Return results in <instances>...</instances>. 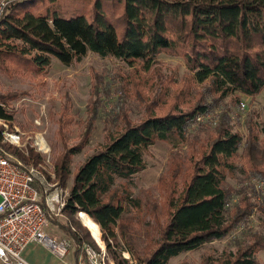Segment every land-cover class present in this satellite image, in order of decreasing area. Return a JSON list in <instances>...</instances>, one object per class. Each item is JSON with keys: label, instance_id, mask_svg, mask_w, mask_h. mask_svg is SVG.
<instances>
[{"label": "trees", "instance_id": "1", "mask_svg": "<svg viewBox=\"0 0 264 264\" xmlns=\"http://www.w3.org/2000/svg\"><path fill=\"white\" fill-rule=\"evenodd\" d=\"M86 51L111 55L130 66L137 63L145 71L157 53L167 51L181 57L190 82L203 83L218 97L237 92L253 95L264 86V0H18L0 14L2 68H8V60L17 68L40 73L51 56L69 64ZM148 79L141 77V82ZM139 95L143 116L132 122L122 114L120 129L84 157L71 175L62 209L71 214L81 210L80 221L116 264H128L126 252L134 264H167L171 256L224 237L253 203L242 195L227 210L233 191L225 179L235 168L232 158L241 135L221 119L204 148L195 149L197 153L188 158L171 159L167 183L178 176L182 180L178 193L167 198L166 210L161 209L163 220L154 225L148 218L143 220L144 205L128 187L130 176L145 167L142 151L156 139L184 138L211 103L197 99L187 108L170 103L169 109L157 113V97L146 100ZM0 117H11L1 104ZM84 143L83 138L68 151L78 152ZM246 147L248 171L264 183V169L256 164L251 144ZM27 153L23 158L38 159L30 148ZM68 165L65 153L54 162L63 185ZM155 213L151 212L154 220ZM140 219L143 241L138 245L127 227ZM61 226L73 239L74 251L83 250L85 233ZM249 237L216 264H256L254 252L261 247L262 236L253 231ZM204 260L203 264H210L208 257Z\"/></svg>", "mask_w": 264, "mask_h": 264}, {"label": "rangeland", "instance_id": "2", "mask_svg": "<svg viewBox=\"0 0 264 264\" xmlns=\"http://www.w3.org/2000/svg\"><path fill=\"white\" fill-rule=\"evenodd\" d=\"M5 63L8 68H2L0 64V104L11 113V117L8 120L0 118V130L5 128L4 124L8 128L17 127L20 144L0 140V145L23 165L33 163L41 170L46 181L56 182L55 186H59L60 190L65 189L66 194L75 168L85 156L102 146L108 134L120 129L122 114L132 122L143 116L144 107L138 100V94L146 100L150 95L157 97L155 103L159 106L154 108L157 113L169 109L170 103L187 108L197 99L210 101V110L196 117V121L185 131L184 138L156 139L144 148L142 160L145 167L130 176L128 187L144 205L143 220L148 218L153 225L163 220L161 209L166 210L167 198L178 193L182 180L178 176L167 183L171 159H185L191 153H197L195 149L204 148L207 140L216 134L215 127L222 119L232 131H238L241 135L237 154L232 158L235 168L225 179L233 191L227 210L242 195L253 203L252 209L224 237L211 239L196 248L171 256L167 264H203L207 257L210 264H216L228 252H234L241 243L248 242L253 231H258L262 236V245L254 252L256 264H264V183L249 173L247 164L250 160L246 155V145L251 144L250 150L255 154L256 164L264 169V86L253 95L237 92L233 96L218 97L205 90L203 83L190 82L181 57L167 51L157 53L153 65L146 71L137 63L130 66L111 55L100 56L93 51H86L77 61L69 64H61L51 56L49 64L40 73L17 68L8 60ZM141 77L149 78L148 82L142 83ZM221 113L223 118L220 117ZM89 117H92V123L87 131ZM37 134L48 145L46 153L36 150L33 145V138ZM83 138L85 143L78 152L70 153L68 147ZM29 148L38 154L37 160L23 158ZM63 153L69 157L70 166L65 185L58 180L54 166L55 160ZM53 188L54 185L49 186L50 191ZM153 210L156 211V220L151 216ZM78 212L71 214L63 209L59 213L51 212L48 215L49 226H44L45 233L50 232L47 235L53 240L69 238L61 225L81 235L85 233L83 244L95 250L94 259L103 260L104 264H116L104 249V244L101 247L89 228L80 221ZM141 222L140 219L133 225V220L127 227L128 233L134 236V244L138 245L143 241ZM55 230L61 234L59 237L55 235ZM68 240L69 246L74 248L73 239ZM46 248L41 242L33 252L46 251ZM98 249L100 251L97 252ZM79 250L78 253L84 256L81 248ZM115 252L122 259L119 247L115 248ZM21 253L24 257V252ZM126 256L132 264L135 263L130 252H126ZM0 264L4 263L0 261Z\"/></svg>", "mask_w": 264, "mask_h": 264}, {"label": "built area", "instance_id": "3", "mask_svg": "<svg viewBox=\"0 0 264 264\" xmlns=\"http://www.w3.org/2000/svg\"><path fill=\"white\" fill-rule=\"evenodd\" d=\"M13 2L18 0H0V14ZM4 125L5 128L0 130V140L19 145L18 128ZM33 139L36 150L48 151L41 135L37 134ZM55 184L46 181L33 163L23 165L0 145V261L4 264H30L21 251L31 241L44 243L58 256L67 252L70 245L67 238L53 240L44 231L48 215L59 213L67 197L65 189L60 190ZM53 185V191H50L49 186ZM84 250L90 262L104 264L103 260L94 259L95 250L88 246H84ZM127 263L132 264L130 258Z\"/></svg>", "mask_w": 264, "mask_h": 264}, {"label": "crops", "instance_id": "4", "mask_svg": "<svg viewBox=\"0 0 264 264\" xmlns=\"http://www.w3.org/2000/svg\"><path fill=\"white\" fill-rule=\"evenodd\" d=\"M48 224L46 226H49ZM54 233L58 237L61 235L59 233V231H56V230ZM46 234H50V232H48ZM69 238H71V237H69ZM69 238H67V239H69ZM42 244H44V243H42ZM39 245H41V243L36 242V241H31V242L27 243V245L21 251V252H24L23 258L26 261H28L30 264H70V263L94 264V263L90 262V260L87 258V255H86L84 248H83L84 251L81 249L83 251L84 256H82L81 253H78V252L76 253L74 251V248L73 247L71 248L70 246L67 248V250H66L67 252L64 255L58 256L56 253H53L48 246H46L44 244L46 247H48V248H46V251H43L41 249V250H37L36 253L34 254L33 250Z\"/></svg>", "mask_w": 264, "mask_h": 264}, {"label": "water", "instance_id": "5", "mask_svg": "<svg viewBox=\"0 0 264 264\" xmlns=\"http://www.w3.org/2000/svg\"><path fill=\"white\" fill-rule=\"evenodd\" d=\"M81 211V210H80ZM99 237V236H98Z\"/></svg>", "mask_w": 264, "mask_h": 264}]
</instances>
